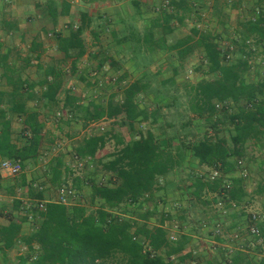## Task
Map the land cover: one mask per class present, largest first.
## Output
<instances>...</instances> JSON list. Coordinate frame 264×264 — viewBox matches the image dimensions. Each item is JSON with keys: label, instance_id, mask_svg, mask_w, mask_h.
Segmentation results:
<instances>
[{"label": "trees", "instance_id": "trees-1", "mask_svg": "<svg viewBox=\"0 0 264 264\" xmlns=\"http://www.w3.org/2000/svg\"><path fill=\"white\" fill-rule=\"evenodd\" d=\"M80 1L87 5L104 0ZM113 1L125 2L122 6L129 9L128 14L119 12V36L114 30L110 33L121 50L128 52L132 62L129 70L124 71L123 68L125 60L130 62L129 59L116 61L106 49L101 48L95 54L87 53L82 35L92 23L100 20V16L93 17L86 10L79 13V24L69 23L66 31L51 30L50 39L54 49L62 54L61 59L70 61V74L76 72L77 64L85 54L96 62L97 73L106 64L108 69L119 70V82L135 68L140 70L141 76L137 80L125 87L119 86V99H115L114 94L104 105L94 101L83 105L79 97L65 87L66 73L57 65L37 63L41 73L39 79L33 82L24 73L31 63L28 56L24 58L23 66L16 68L8 62L11 49L8 48L7 53L0 52V162H19L24 170L25 163L37 160L45 142H53L50 133L45 132L38 110L32 105L41 99L47 109L60 105L58 113L62 114L63 120L60 117L58 120L69 123L82 121L86 126L122 116L130 129L136 122H148L152 127L127 140L104 132L90 134L77 142L71 158L84 162L96 159L106 143L114 141V151L97 160L100 169L108 176L104 184L97 183L95 177L84 182L80 176H76L71 183L78 191L83 182L88 186V205L85 200L84 204L68 206L55 200L44 202L41 186H28L23 172L19 174L20 181L16 186H5L10 196H15V189L28 186V198L31 200L21 206V201L14 199L12 209L18 214H6L7 224H0L2 256L6 255L5 250L17 243L21 246V254L14 264H197L190 259V252L185 253V246L192 239L190 234L200 236L209 230L207 236L223 241L228 234L238 231L247 243L255 242V236L249 233L251 215L245 218L243 225L231 210L250 197L243 185L247 177L239 174L242 166L247 169L244 163L246 147L255 140L264 143V78L257 82L245 79L250 56L258 52L257 48L264 52V0H256L251 15L239 21L242 32L233 36L236 40L233 45L239 43L242 49L233 63H227L230 54L234 53L233 48L223 50L220 47L218 39L221 35L199 30L197 25L188 23L196 14L193 0H154L150 4L151 14L146 18L141 10L145 3L140 6L139 0ZM39 8L42 15L50 18L56 26L58 18L70 14L71 3L69 0H62L60 4L56 0L48 1ZM102 18L103 24L92 32L96 43L98 33L109 29L110 19ZM138 20H145V24L137 26ZM181 26L189 27V33L168 44V36ZM43 33L48 35V32ZM40 47L41 43L33 38L29 56L34 55V59L38 60ZM195 51L202 53V63L196 71L201 72L203 78L196 83L182 85L183 90L186 88L185 113L209 123L214 138L202 137L190 141L187 140L192 127L190 122H179L177 128L175 123H159L163 107L172 109L180 106L178 95H169L170 88L175 87L178 69L172 67L171 75L167 76L168 69L152 73L148 67L156 53L173 52L176 59L183 63ZM159 76L161 79L156 81ZM81 79L84 80L83 77ZM37 88L41 90L40 96L35 95ZM147 94H153V103H156V107L149 112L136 102L138 95ZM228 104L235 107V111L229 114ZM220 111L226 115L231 128L228 138L218 135L221 125H224L217 118ZM174 117L181 120L182 116L175 112ZM12 118L20 120V130L13 129ZM158 123L163 127L160 134L153 129ZM69 165L65 164L62 156H56L49 162L46 175L54 194L59 186L68 185V177L74 174L73 167ZM196 167L212 169V172H218V177L211 179L210 174L207 178L195 174ZM169 173L179 176L177 195L171 201L162 195L155 196L163 188V177ZM262 192L263 186L258 185L254 194ZM206 195H211V201L205 199ZM194 203L202 206L222 204L223 211L230 212L227 215L234 224L223 228V232L220 227L221 232L217 234L216 227L220 226L217 215L196 220L193 228L187 230ZM41 204L42 208L39 207ZM213 218L216 221L209 229ZM25 222L32 224L31 231L20 235L21 223ZM165 225L168 229L176 225L178 231L187 230L188 234H178L171 241ZM257 227L264 236V224L259 223ZM219 253L223 254L222 250ZM227 264H264V256L255 261L254 256L237 251L230 256Z\"/></svg>", "mask_w": 264, "mask_h": 264}, {"label": "rangeland", "instance_id": "rangeland-1", "mask_svg": "<svg viewBox=\"0 0 264 264\" xmlns=\"http://www.w3.org/2000/svg\"><path fill=\"white\" fill-rule=\"evenodd\" d=\"M16 0H13L12 3L14 4ZM30 1V0H28ZM35 4H44L46 0H31ZM58 4L61 3L62 0H56ZM71 3L70 8V14L68 16L60 17L57 20V25H48L50 29L49 35H45L43 32L39 31L36 35H33V31H30L29 29L31 20H37L39 17H41L42 12L41 9H36L35 6L33 7V12L29 13L30 11L23 12L18 17V19L25 20V28L22 27V30H25L27 33L26 37L20 38L17 35H12L9 38L4 39L2 42V46L0 48V52L5 51L7 48H10L12 53L9 55L8 62L10 64H13L16 68H20L23 66L24 58H30L31 63L30 65L24 70V73L26 74L27 78L33 82H36L39 79V74L41 73L40 70H38L37 63L41 64L43 66L46 65H57L58 68H61L66 73L65 76V87L70 88L71 93L79 97L80 102L83 105H86L89 101H94L99 104H106V101L108 100L109 96L114 95L115 99H119V86L125 87L129 83L137 80L136 78H139L141 76V71L137 70L135 67V70L133 72H130V74L126 77V79L119 82V70L113 71L112 69H108L107 64L103 67L102 70H99V73L95 72L97 71L96 62L93 61L88 56L82 57L80 61L77 64L76 72L73 74H70V61L69 60H62V55L55 53L52 55V51L55 50L53 47V42L50 39V35H52V32L55 30H67V25L69 23L72 24H79V13L82 10L88 11L91 15L94 17L100 16L99 21H95L92 23L91 28L83 33V38L85 39V44L87 46V53H93L95 54L100 50L101 48H105L108 54L112 56L116 61H119V59H129L130 56L128 55V52L121 50V47L119 44L115 42L113 39V36L110 34L111 30H114L116 32V36H119V14H124L126 12L129 13V9L127 10L126 6H122L119 1L114 2L113 0H104V1H98L91 4H83L80 0H69ZM145 1L144 7L141 8L144 18H146L149 14H151V1L152 0H143ZM165 1V0H164ZM162 2L164 4L165 2ZM195 2V16L193 17L192 21H189L188 23L191 25H197L199 30H210V32H216L217 34L221 35V38L218 39V42L220 44V47L223 50L226 49H232L234 53L230 54L228 58L227 63H233L236 61L237 57L240 55V52L242 49L241 46H239V43L234 44L236 40H234L233 36H238L242 30V27H239V21L244 20L246 17H249L252 12V7L255 5L256 0H213L210 1V3H207L206 1L202 2L201 0H193ZM209 1V0H207ZM37 2V3H36ZM151 2V3H150ZM123 3V2H121ZM121 5V6H120ZM148 6V7H147ZM11 8V4L8 3V6ZM125 7V8H124ZM26 10V9H25ZM125 10V11H124ZM120 12V13H119ZM125 13V14H126ZM96 15V16H95ZM43 16V15H42ZM103 17L110 19L108 30H105L100 36H101V45L99 43H96L93 39V31L98 30L97 27L99 24H103V21L101 19ZM125 16V15H124ZM145 24V20H138L136 22L137 26H140ZM225 24V25H224ZM189 26V25H188ZM190 27V26H189ZM189 27H183L182 32L188 34L189 33ZM52 30V32H51ZM181 33V32H180ZM179 33V35H180ZM235 33V34H234ZM33 38L37 39L40 43H42V46L40 47V50H42V53L40 54V58L38 60L34 59V55L29 56V46ZM183 38V36H182ZM237 38V37H236ZM176 38L170 37L168 38V44H173L176 42ZM43 46L45 48H43ZM6 48V49H5ZM256 48V47H255ZM264 48V47H263ZM262 48V49H263ZM52 50V51H51ZM121 50V51H120ZM258 52L251 55L249 58V68L247 69L245 73V79L247 82H257L259 80H262L264 78V52H261V48H257ZM46 53H45V52ZM156 56L152 59L150 68L152 73H159L164 72L166 69H168L167 76L171 75V68L175 67L178 69L177 76L175 77V87L170 88V96H173V93H176L179 97V104L180 106L178 108L172 107V109H166L165 107L162 108V118L160 119L159 123L165 124V122H171L175 123V128L178 127V123H184V122H190L192 127L190 128V135L187 137V140L190 141H197L198 139L202 137L207 138H214V132L212 131L210 124L205 123V120L197 118L195 116H192L190 113H185L186 107H187V99L184 96L186 88L184 90L182 89L183 84H193L197 81L201 80L203 78V75L201 72H197L196 68L202 63V53L199 51L193 52L190 56H188L185 60V62L180 63L175 55L170 54L165 55V53H156ZM158 55V56H157ZM55 58V59H54ZM164 59H166L164 61ZM40 62V63H39ZM132 62H127L125 60V66L129 68L131 67ZM137 70V71H136ZM164 70V71H163ZM125 71V70H124ZM0 73H1V67H0ZM161 74V73H160ZM81 77L84 78V80L81 79ZM206 78V77H205ZM161 79H156L158 81ZM155 81V82H156ZM3 82V80H2ZM98 82V85H95ZM35 95H39L41 93L40 88L36 89ZM62 98V97H61ZM170 100H168L169 102ZM136 102L138 103L140 108L145 109L147 112L153 110L156 107V103L154 102V95L153 94H147L145 95H138L136 97ZM241 105H244L243 102L240 103ZM35 109L39 112V119L41 122L44 123V129L45 132L50 133V138H52L53 142L50 144L49 142H45L43 147L41 148L40 156L37 158V160L28 161L25 163V168L22 170L24 172V177L28 178L27 183L28 186H41L42 190H47V192L51 195V200H54V189L49 185L48 178L49 176L46 175V172L48 170V164L51 160H53L56 156H62L63 161L67 162L69 165V157H72L73 155V149L74 146L79 142L83 137L88 136L90 134H101V133H110L115 135H120L124 140H127L129 138H134L135 135L139 131H145L148 128L152 129V127L149 125L148 122L140 123L136 122L133 125V128L130 129L127 123L124 121L122 116H118L114 119H105L102 121H99L97 123L91 124V125H83L82 121H75L74 123H69L67 121H62L63 117L61 118L62 114L58 111L60 110V105L57 106H51V109H47L44 105V100L41 99L35 103L32 104ZM229 106V107H228ZM227 114L234 112L235 107L233 104L227 105ZM178 112L180 114L181 120L178 118L176 119L174 117V113ZM190 114V115H189ZM61 118L62 120H58V118ZM217 118L224 122V125H221V132L218 133L219 137L221 138H228L230 136V126L228 124L226 115L223 114L222 111H220L217 115ZM215 119V117L213 118ZM12 127L14 130L18 131L20 130V120H17L15 118H12ZM159 123L155 125L154 132L156 134H160L162 126H159ZM179 123V124H180ZM183 133H181L182 135ZM184 136V135H183ZM258 140L252 141V143H248L246 147V157L244 163L246 164V171H247V179L244 181L243 185L246 190V192L249 194L250 197L247 198L246 202L243 203L238 208L232 209L231 212H235V217H237V221L243 222L247 216H249L251 213H264V192L261 194H254V191L257 189L258 185L263 186L264 188V143H260ZM114 151V141H108L102 149L96 159L94 160H87L83 163H85L84 167H81L79 171L74 172L73 175H70L67 179V184L73 183V179L76 176H80L82 181L85 182L89 179L91 180V177H95V181L99 182L100 180L104 179L106 180L108 176L105 175V173L100 169L99 164L97 163V160L105 158L106 154H110ZM70 166V165H69ZM74 169V167H73ZM212 169H207L205 167H196L195 174H201L207 178V176L212 174ZM185 174V173H184ZM182 174V175H184ZM1 175V174H0ZM186 175V174H185ZM21 176V175H20ZM19 175L15 177H0V185H2L4 188L5 186L15 184V186L19 183L20 177ZM173 179L176 180L174 184V187H176V190L179 188V176L173 175ZM83 182L82 186L88 188L87 185H85ZM34 184V185H33ZM46 185V186H44ZM173 187V186H172ZM35 188V187H34ZM19 195H23L24 192L18 190L17 191ZM177 193V191H176ZM85 199L88 201L90 198V192L84 191ZM172 192L168 193L167 199L171 201V198L175 197ZM4 196V195H3ZM160 196V195H159ZM165 198V196H163ZM205 199L211 201L212 197L211 195H206ZM173 200V199H172ZM195 202V201H194ZM0 204H4L8 208H12V201H9V199L2 198L0 199ZM87 205V204H86ZM226 213H224L222 209V204H216L212 203L208 206H202L201 204L194 203L190 210V216H189V222L187 225V230L192 229L193 225L196 223V220L205 219L213 217V216H219L221 219V224L223 227L229 226L233 223L230 216L227 215V212L229 211L225 210ZM154 219V218H153ZM195 220V222H193ZM26 223V222H25ZM29 227H32L31 223H26ZM225 224V225H223ZM234 224V223H233ZM246 225V224H245ZM226 228V227H225ZM205 233V232H203ZM241 234V233H240ZM229 235V234H228ZM231 235V233H230ZM229 235V236H230ZM260 235V234H259ZM227 236V234H226ZM227 238V237H226ZM251 238L250 240H252ZM255 242L253 243L258 244L255 245L253 248L252 245L250 246V251H253L256 255L263 254L264 256V250L261 248H257V246H260L263 243H260L259 236L254 237ZM226 240V239H225ZM244 243L247 246L246 239L244 238ZM248 241V240H247ZM244 245V244H243ZM251 247L253 250H251ZM16 254V251H15ZM15 255L11 252L10 255L8 254L9 259L1 258L0 256V264H14Z\"/></svg>", "mask_w": 264, "mask_h": 264}, {"label": "crops", "instance_id": "crops-1", "mask_svg": "<svg viewBox=\"0 0 264 264\" xmlns=\"http://www.w3.org/2000/svg\"><path fill=\"white\" fill-rule=\"evenodd\" d=\"M12 1L13 0H0V48L2 46V42L4 41V39L9 38L12 35H17L20 38V40L22 39V37H26L27 36V33L25 32V30H26V28H25V20L18 19V17L21 15V13H23V12H27L28 13V11H30L29 13H32L34 6H35L36 9H39V7L44 6V4L46 2L55 1V0H46L44 4H38L36 2L37 4H35V5H34V2H32L31 0L30 1H28V0H16V1H14L15 2L14 4L12 3ZM139 1L141 3L140 6L142 5V3L145 2L143 0H139ZM153 1L154 0H152L151 2H153ZM201 1L202 2L206 1L207 3H210V1H213V0H209V1L201 0ZM8 3L11 4V8L7 7ZM124 3L125 2H123V4ZM120 4L122 5V3H120ZM5 24H7V25H5ZM48 25L53 26V24L51 23V19L41 15V17H39L36 21L35 20H31V24H30L31 28L29 30L33 31V33H34L33 35H36L39 31L48 32V31H50V29H47V28H49ZM22 27H24L25 30H22ZM183 27H187V26L178 27L171 35L168 36V38L173 37V38H176L178 40V39L182 38V36L185 37L187 34L182 32V28ZM36 31H37V33H36ZM179 33H180V35H179ZM101 34L102 33H100V34L98 33V43H99V45H101V36H100ZM48 35H49V32H48ZM41 46H42V43H41ZM43 48H45V47L43 46ZM7 49L5 51H3L2 53H7V51H8ZM103 49H105V48H103ZM39 52L41 54L42 50H39ZM54 53L56 55H58V54L60 55L61 54V53H59L56 50L52 51V55ZM162 53H164V52H162ZM170 54L174 55L173 52L165 53L166 56L167 55L170 56ZM86 56H87V54H85L83 57H86ZM165 60L166 59H164V61ZM123 68H124V70L125 69L128 70V67L125 66V64L123 65ZM136 79H138V78H136ZM69 162L72 163L69 167L70 168L74 167V169L72 168L74 172H77V171L81 170L80 168L84 167V165H85V163H83V162L74 161V159L71 158V157H69ZM65 164H67L66 160H65ZM0 177L5 178L2 174L0 175ZM173 178L174 177H173L172 173H169L166 176H164L163 179H162L163 182H161V185H162L163 188H162L161 191L156 192L155 196L156 195L157 196L162 195V196H165V198H167L168 197V193L172 192L174 194L173 196L176 197V195H177L176 191L177 190H176V187H174L175 183H173V182L175 180ZM25 179H28V178H25ZM25 181L27 183V180H25ZM100 181L101 182H97V183H103V184L105 183L104 179H102ZM44 186H46V185H44ZM68 186L72 187L71 183H69ZM80 186H81L80 191H78L76 189L75 190L77 192H79L80 197H81V199L83 201V204H84V200L86 201L85 204H87V200L84 198L85 197L84 191L85 190L88 191V188L83 187L82 184ZM28 188L29 187L25 185V186H23V187H21L19 189H15V196H10V195H8L6 193L4 187L2 186L0 188V199L6 198V199H9V201H12V202H13L14 199H17V200L21 201V206L23 204L26 205V204L30 203V201H31L28 198ZM41 189H42V187H41ZM18 190L23 191L24 194L23 195H19V193L17 192ZM42 194H43V197H44L43 198L44 202L49 201V200L52 199L50 197L51 195L47 192V190H43ZM175 197L171 198V200L174 199ZM54 198H55V195H54ZM88 201H89V199H88ZM0 208L2 209V213H3V215L2 214L0 215V224H2V225L7 224V219H6V216H5L6 214H10L12 216H16L18 214L17 211H15V210L13 211L12 208L10 209V208L6 207L4 204H0ZM219 218L220 217L218 216V218H217L218 221L217 222L220 223V226L218 225L216 227V230H215V232L217 234L221 232V229H222V232H223V228L228 227V226L223 227L221 222H220L221 219H219ZM215 221H216L215 218H213L210 221L211 224H209V226H208L209 229L212 227V224ZM26 223H21V230H20L21 234L20 235L28 234L31 231V228L29 227V229H28L29 225H27ZM223 225H225V224H223ZM172 227H173V225L171 226V228ZM220 227H221V229H220ZM164 228H167V226L165 225ZM171 228H169V229L167 228L168 233L170 232ZM208 231H205V233L200 234V236H198L197 234H190V237L192 239L190 240L189 244H187L185 246V253L186 252H190V256H191L190 259L193 260V262H196L197 264H209V263H211V264H227V262L229 261L230 256L232 254H234V252H237V251L244 252L249 257L254 256L255 261H258L259 259L262 258L263 254L256 255L253 251H250V246L251 245L254 248L255 245H258V244L252 243L250 245L248 243L247 246H246L245 243H244V241H245L244 237L241 236V235L239 236V232L238 231H233L231 233V235L229 234L230 236H228V238H224L223 237L224 238L223 241L221 239H216V238H212L210 236H207L206 232H208ZM178 234H188V233H187V230H185V231L184 230L183 231H181V230L177 231L175 233L176 238H177ZM259 234H260L259 235V239L261 240L260 243H263V244H261L260 246H257V248H261L262 250H264V236H261V233H259ZM252 247H251V250H253ZM0 250H1V245H0ZM221 250H222L223 254L219 253ZM226 250L228 251L229 255L226 254ZM15 251H16V254H15ZM11 252L15 255L14 257L19 256L21 254V246H18V243H17L12 248H9V249L5 250V254H6L5 256H2L3 254L0 251V256H1V258L5 257L6 259L7 258L9 259L8 254L10 255ZM14 259H16V258H14Z\"/></svg>", "mask_w": 264, "mask_h": 264}, {"label": "built area", "instance_id": "built-area-1", "mask_svg": "<svg viewBox=\"0 0 264 264\" xmlns=\"http://www.w3.org/2000/svg\"><path fill=\"white\" fill-rule=\"evenodd\" d=\"M239 165H242V163L239 162ZM22 172L21 165L19 162H13L11 160H3L0 162V174H2L4 177H15L19 175ZM239 174L242 177H247V172L244 170V167L242 166ZM211 179L218 177V172L213 171L211 174ZM55 201L63 204V205H72L76 203H82V199L80 197L79 192H77L73 187L68 185H61L59 186L55 191ZM40 208H42V204L39 205ZM251 226L249 227V233L253 236H259V229L257 227V224L262 223L264 224V213H251ZM178 231L176 225H173L170 232L168 233V238L171 241H174L176 239L175 233Z\"/></svg>", "mask_w": 264, "mask_h": 264}]
</instances>
